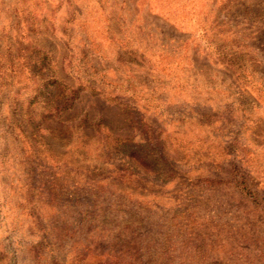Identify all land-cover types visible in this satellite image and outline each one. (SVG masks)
I'll use <instances>...</instances> for the list:
<instances>
[{
    "label": "rangeland",
    "instance_id": "1",
    "mask_svg": "<svg viewBox=\"0 0 264 264\" xmlns=\"http://www.w3.org/2000/svg\"><path fill=\"white\" fill-rule=\"evenodd\" d=\"M0 264H264V0H0Z\"/></svg>",
    "mask_w": 264,
    "mask_h": 264
}]
</instances>
